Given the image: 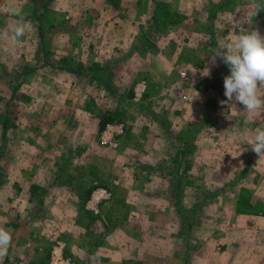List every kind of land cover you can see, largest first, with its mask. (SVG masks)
<instances>
[{
  "label": "rangeland",
  "instance_id": "1",
  "mask_svg": "<svg viewBox=\"0 0 264 264\" xmlns=\"http://www.w3.org/2000/svg\"><path fill=\"white\" fill-rule=\"evenodd\" d=\"M154 1L0 0V32L30 25L0 38L2 264H50L57 240L72 264H264V156L249 146L264 113L220 105L222 62L202 73L264 35V10L161 0L180 17L152 35ZM79 185L95 186L84 208Z\"/></svg>",
  "mask_w": 264,
  "mask_h": 264
},
{
  "label": "clouds",
  "instance_id": "2",
  "mask_svg": "<svg viewBox=\"0 0 264 264\" xmlns=\"http://www.w3.org/2000/svg\"><path fill=\"white\" fill-rule=\"evenodd\" d=\"M249 6L252 16L264 10V4H259L256 0H250ZM13 13L19 15L16 9ZM29 27L25 22L11 24L0 32V38L11 36L15 42ZM218 61L229 68V74L223 78L224 95L227 99L221 100L220 105L238 103L249 113H264V95L259 94V90L264 89V35L258 30H251L216 49L202 71L203 76L210 78L212 68L219 66ZM249 146L259 157L264 156V130L256 133ZM11 243V233L0 228V264L7 256ZM98 260V257L93 256L92 264H98Z\"/></svg>",
  "mask_w": 264,
  "mask_h": 264
},
{
  "label": "trees",
  "instance_id": "3",
  "mask_svg": "<svg viewBox=\"0 0 264 264\" xmlns=\"http://www.w3.org/2000/svg\"><path fill=\"white\" fill-rule=\"evenodd\" d=\"M159 12V13H158ZM180 17L179 13L176 11H171L163 1H159L156 0L154 1V7H153V15L152 18L153 20H157V23L153 29V33L151 32V34H155L158 33L160 34L161 32H159V29L161 28H168L170 23L174 24L178 22V18ZM97 65V64H96ZM93 67V66H92ZM25 68V67H24ZM101 71H103V66L100 65ZM93 70L95 69V67L92 68ZM96 71V70H94ZM26 72V71H24ZM100 78L101 79V74L99 73V75H97L96 79ZM132 95V94H131ZM102 115H100V122H99V131H102L105 127L106 124L109 122H113L115 121V116L108 113L107 111L104 113H100ZM12 123L11 118L7 117L6 119H4L2 121V127L5 132L9 131V124ZM175 161V160H174ZM145 167H148V165H145ZM95 188V186L90 185L89 187H84L83 185H79V189L81 190V195H82V203H83V208L85 206V203L87 202V200L90 198L91 193L93 191V189ZM91 214L94 215H90L91 216V220H102L104 221V218L102 216V214H95L93 212H91ZM107 218L111 219V216L107 213Z\"/></svg>",
  "mask_w": 264,
  "mask_h": 264
},
{
  "label": "built area",
  "instance_id": "4",
  "mask_svg": "<svg viewBox=\"0 0 264 264\" xmlns=\"http://www.w3.org/2000/svg\"><path fill=\"white\" fill-rule=\"evenodd\" d=\"M186 72H182V74L184 75ZM185 76V75H184ZM141 93H138V96H140ZM113 125H108V132L110 130L113 129ZM110 193L107 192L106 189H99L96 190L93 195H92V199L93 200H97V202H101L103 200H108L110 198ZM52 259H51V263L50 264H72V262L70 261V259L65 258L64 254H63V244L62 242L59 240L56 241V245L52 251Z\"/></svg>",
  "mask_w": 264,
  "mask_h": 264
}]
</instances>
